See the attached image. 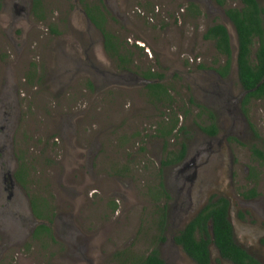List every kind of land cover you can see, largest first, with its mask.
Instances as JSON below:
<instances>
[{
	"label": "rangeland",
	"instance_id": "374dc122",
	"mask_svg": "<svg viewBox=\"0 0 264 264\" xmlns=\"http://www.w3.org/2000/svg\"><path fill=\"white\" fill-rule=\"evenodd\" d=\"M35 1L0 0V177L13 183L8 198L0 186V264H118L152 250L194 264L173 238L217 197L234 242L264 264V160L252 150L264 158V101L241 105L224 14L240 2L38 0L34 14ZM92 7L131 56L126 69L82 16ZM215 24L230 39L225 78V57L203 39ZM149 71L167 96L146 89ZM210 114L215 136L203 131ZM40 224L50 234L32 239ZM209 251L211 264H230Z\"/></svg>",
	"mask_w": 264,
	"mask_h": 264
},
{
	"label": "trees",
	"instance_id": "16d2710c",
	"mask_svg": "<svg viewBox=\"0 0 264 264\" xmlns=\"http://www.w3.org/2000/svg\"><path fill=\"white\" fill-rule=\"evenodd\" d=\"M80 3L82 0H78ZM219 7H224V0H214ZM240 8H227L224 10L225 17L232 24L236 33V71L237 79L244 97L241 105L244 107L251 99L264 101V10L260 8L257 0H238ZM38 0L34 3V14L38 8ZM85 14L89 21L98 29L103 38V48L105 53L120 64V68L132 63L131 56L126 53V49L118 39L106 32L102 25L104 15L98 7L86 8ZM205 41H212L215 50L225 57V62L220 70H216L219 77L225 78L231 67L230 39L227 29L220 24L209 27L204 35ZM256 44V50L252 57L251 49ZM147 82L146 89L154 91L158 96H167L166 90L159 82L162 76L154 73L142 75ZM156 81V83L154 82ZM154 82V83H153ZM198 108L206 110L203 107ZM211 116V125L204 132L210 136L216 135V127ZM176 124H173L167 131L170 134L174 131ZM254 154L261 160L263 155L252 149ZM185 156V147L182 145L178 156L173 159L180 162ZM18 181L23 177L19 172L16 176ZM249 198L256 197L254 190L248 192ZM246 196V195H244ZM34 215L43 218L38 210L43 205L31 201ZM160 225V232L162 231ZM211 229V230H210ZM50 234L49 228L45 224H40L32 234V239H39ZM232 227L228 221V201L224 198H212L173 238L175 245L180 247L183 253L194 264H210L209 247L213 245L221 259L231 264H259L252 257L248 256L233 240ZM163 240V238H162ZM120 256V255H118ZM118 264H165L160 258L157 250H152L146 257L140 259H127L119 261Z\"/></svg>",
	"mask_w": 264,
	"mask_h": 264
},
{
	"label": "flooded vegetation",
	"instance_id": "af4514ba",
	"mask_svg": "<svg viewBox=\"0 0 264 264\" xmlns=\"http://www.w3.org/2000/svg\"><path fill=\"white\" fill-rule=\"evenodd\" d=\"M77 2L79 3L78 0H77ZM79 4H80V3H79ZM16 7H17V6H14V9H16ZM18 11H19V10H16L15 13H18ZM80 12H81V11H80ZM83 12L85 13V11H82L81 14H82V16L84 17V13H83ZM84 18H85V17H84ZM85 20H86V19H85ZM86 22H87V21H86ZM91 24H92V23H91ZM92 25H93V24H92ZM102 42H103V38H102ZM217 78H219V77H217ZM220 78H221V77H220ZM220 78H219V79H220ZM217 97H218V96H217ZM243 97H244V95H243ZM225 102H226L225 97H223L222 95H220V96L216 99V101H215V105L218 106V107L221 109V108H223V107L226 105ZM0 186H1V190L4 191V192H6V196H7V198H8V197L10 196V192H9V190H11V189H12V186H13V183H12V181H11V179H10V176H9L8 174H6L5 177H3V176L0 177ZM217 198H220V197H217ZM221 198H223V197H221ZM224 199H225V198H224ZM226 200H227V199H226ZM227 201H228V200H227ZM201 209H202V208H201ZM201 209H200V210H201ZM200 210H199V211H200ZM199 211H198V212H199ZM228 211H229V202H228ZM198 212H197V213H198ZM197 213H196V214H197ZM196 214H195V215H196ZM195 215H194V216H195ZM194 216H193V217H194ZM193 217H192V218H193ZM192 218H191V219H192ZM191 219H190V220H191ZM190 220H189V221H190ZM189 221H188V222H189ZM228 221H229V220H228ZM188 222H187V223H188ZM183 228H184V227H183ZM232 234H233V231H232ZM232 236H233V235H232ZM233 240H234V238H233ZM173 243H174V242H173ZM174 244H175V243H174ZM235 244H236V243H235ZM236 245H237V244H236ZM176 246H177V245H176ZM237 246H238V245H237ZM239 247H240V246H239ZM214 248H215V247H214ZM240 248H241L243 251H245L242 247H240ZM216 251H217V250H216ZM245 252H246V254H247L248 256L252 257L247 251H245ZM217 253H218V252H217ZM209 254H210V251H209ZM218 255H219V254H218ZM219 258H220V256H219ZM252 258H253V257H252ZM220 259H221V258H220ZM253 259L256 260L255 258H253ZM221 260H223V259H221ZM256 261H257V260H256ZM226 262H228V261H226ZM257 262H258V261H257ZM164 263H165V262H164ZM228 263H230V262H228ZM258 263L261 264L260 262H258ZM165 264H166V263H165ZM210 264H211V263H210ZM230 264H231V263H230Z\"/></svg>",
	"mask_w": 264,
	"mask_h": 264
},
{
	"label": "water",
	"instance_id": "95a60500",
	"mask_svg": "<svg viewBox=\"0 0 264 264\" xmlns=\"http://www.w3.org/2000/svg\"><path fill=\"white\" fill-rule=\"evenodd\" d=\"M84 13V12H83ZM84 17H85V19H86V21L88 22V23H90L91 24V22L89 21V19L87 18V16H86V14L84 13ZM92 25V24H91ZM93 26V25H92ZM211 230V229H210Z\"/></svg>",
	"mask_w": 264,
	"mask_h": 264
}]
</instances>
